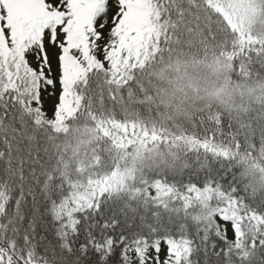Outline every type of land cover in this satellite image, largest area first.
Wrapping results in <instances>:
<instances>
[{"label": "snow or ice", "instance_id": "6c2138e0", "mask_svg": "<svg viewBox=\"0 0 264 264\" xmlns=\"http://www.w3.org/2000/svg\"><path fill=\"white\" fill-rule=\"evenodd\" d=\"M0 264H264V0H0Z\"/></svg>", "mask_w": 264, "mask_h": 264}]
</instances>
